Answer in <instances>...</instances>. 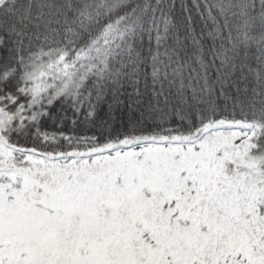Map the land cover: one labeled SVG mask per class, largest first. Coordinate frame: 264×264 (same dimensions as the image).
<instances>
[{
    "label": "snow or ice",
    "instance_id": "snow-or-ice-1",
    "mask_svg": "<svg viewBox=\"0 0 264 264\" xmlns=\"http://www.w3.org/2000/svg\"><path fill=\"white\" fill-rule=\"evenodd\" d=\"M0 264H264V0H0Z\"/></svg>",
    "mask_w": 264,
    "mask_h": 264
},
{
    "label": "trees",
    "instance_id": "trees-1",
    "mask_svg": "<svg viewBox=\"0 0 264 264\" xmlns=\"http://www.w3.org/2000/svg\"><path fill=\"white\" fill-rule=\"evenodd\" d=\"M70 115V114H69ZM49 127H51V124H49Z\"/></svg>",
    "mask_w": 264,
    "mask_h": 264
}]
</instances>
